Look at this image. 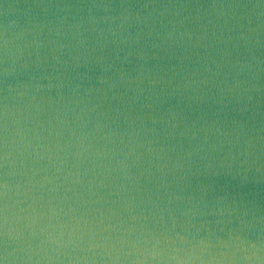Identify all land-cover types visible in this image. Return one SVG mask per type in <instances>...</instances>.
Returning a JSON list of instances; mask_svg holds the SVG:
<instances>
[{
    "label": "water",
    "instance_id": "95a60500",
    "mask_svg": "<svg viewBox=\"0 0 264 264\" xmlns=\"http://www.w3.org/2000/svg\"><path fill=\"white\" fill-rule=\"evenodd\" d=\"M0 264H264V0H0Z\"/></svg>",
    "mask_w": 264,
    "mask_h": 264
}]
</instances>
